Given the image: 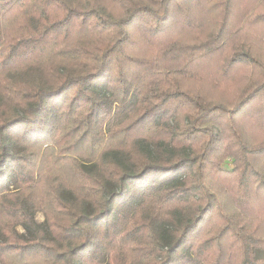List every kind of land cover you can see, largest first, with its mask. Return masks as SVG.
<instances>
[{
  "label": "trees",
  "instance_id": "16d2710c",
  "mask_svg": "<svg viewBox=\"0 0 264 264\" xmlns=\"http://www.w3.org/2000/svg\"><path fill=\"white\" fill-rule=\"evenodd\" d=\"M263 229L264 0H0V264H264Z\"/></svg>",
  "mask_w": 264,
  "mask_h": 264
},
{
  "label": "rangeland",
  "instance_id": "374dc122",
  "mask_svg": "<svg viewBox=\"0 0 264 264\" xmlns=\"http://www.w3.org/2000/svg\"><path fill=\"white\" fill-rule=\"evenodd\" d=\"M75 145H76V139L74 138H71V140L68 142V145H66V147L68 148V152L69 154L68 155H65L64 153L62 154H58L59 152L56 150V147L53 148V151H54V154L52 155H49L47 156L45 154V149L47 147H51V145H47V147H43L40 149L38 155H37V158L35 160L36 162V171L38 170V165H39V162H42V160L45 158L48 162H50V168L53 169V175H51V177L47 180H48V183H51L52 180L55 179H61V180H66L68 179L69 180V166H68V162L73 159V158H76L78 157V155L80 154V152L78 151V149L74 150L73 153H70V148H75ZM79 147V146H77ZM76 147V148H77ZM82 152V151H81ZM30 161L33 159L32 157L29 158ZM229 163V161H227V164ZM46 166L47 164L44 163ZM45 186H47V182L45 181ZM44 188V187H43ZM253 189V188H252ZM43 190L44 189H40V190H36L35 192L32 193V197L35 198L36 197V201L40 202L43 200V198L41 197L43 194ZM228 193H221V196H220V200L223 204H225L227 202V206H229V208L232 207V205L234 206L232 200H230L228 198ZM262 206V205H261ZM263 208V206H262ZM35 219L38 223H41L44 219L43 217V213L42 212H36V216H35ZM57 219L61 222L63 221L64 219V216L63 215H58L57 216ZM15 230L20 233V234H23L25 237H30L19 225L15 228ZM264 230V229H263ZM5 251V249H3ZM6 252V251H5ZM15 250H12V252H6L4 254H2V257L4 258V260L6 261L7 259L11 261L12 264H32V263H25V262H22V263H19V257H18V254L16 255L15 254ZM8 262H6L5 264H8Z\"/></svg>",
  "mask_w": 264,
  "mask_h": 264
}]
</instances>
